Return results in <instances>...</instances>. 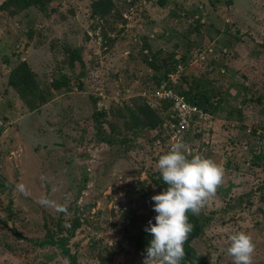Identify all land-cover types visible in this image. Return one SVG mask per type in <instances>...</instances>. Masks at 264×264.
<instances>
[{"label":"rangeland","instance_id":"374dc122","mask_svg":"<svg viewBox=\"0 0 264 264\" xmlns=\"http://www.w3.org/2000/svg\"><path fill=\"white\" fill-rule=\"evenodd\" d=\"M162 1L54 0L15 17L0 9V264H68L63 246L78 264H143L126 214L156 222L157 162L177 141L189 158L225 168L192 243L204 264H233L228 236L237 231L253 238V264H264V0ZM98 2L111 3L102 17L93 14ZM73 47L84 68L69 64ZM181 58L176 84L205 79L220 112L179 132L164 112L162 127L149 128L152 109L163 113L155 76ZM21 62L42 97L27 101L9 84ZM95 107L104 113L99 134ZM49 237L56 245L40 244Z\"/></svg>","mask_w":264,"mask_h":264},{"label":"clouds","instance_id":"9594fccd","mask_svg":"<svg viewBox=\"0 0 264 264\" xmlns=\"http://www.w3.org/2000/svg\"><path fill=\"white\" fill-rule=\"evenodd\" d=\"M157 168L167 188L151 197L155 202L156 222L149 220L145 227L152 239L146 248L143 264H182L186 257L184 244L194 227L188 213L198 216L215 198L223 186L225 168L222 163L200 155L189 158L180 141L172 143L169 151L159 157ZM16 190L25 196L30 195L22 183L16 185ZM41 203L48 206L54 202L44 198ZM55 207L68 214L65 205ZM228 240L227 254L233 264H253L256 245L250 234L237 231L230 234Z\"/></svg>","mask_w":264,"mask_h":264},{"label":"trees","instance_id":"16d2710c","mask_svg":"<svg viewBox=\"0 0 264 264\" xmlns=\"http://www.w3.org/2000/svg\"><path fill=\"white\" fill-rule=\"evenodd\" d=\"M54 0H4L0 4V9L3 11H7L12 17L18 16L22 11L28 10L31 7H38L41 10H44L50 3ZM161 4H164V1L160 0ZM111 3H94L93 4V14L98 16H103L109 5ZM53 11V10H52ZM29 38H32V35L29 34ZM69 64L73 65L75 61H78L82 68H84V61L80 55L79 47H73L69 49ZM184 59L181 60L174 59L169 66L164 70V72L159 76L156 77V88L161 84L162 81L168 78V74L173 73L176 71L177 66L182 64ZM155 69L158 67L155 65V62L149 63ZM198 66V65H197ZM201 66V65H199ZM84 74V71L82 72ZM180 79V76H179ZM178 79V80H179ZM69 77L66 75L64 81H57L54 85L55 89H60L61 87L68 84ZM9 84L14 87L19 94H21V98L27 97V94H31L32 98L34 99L37 97L36 95L39 94V88L36 84V78L34 76V72L31 71L26 62H21L17 68H15L9 77ZM168 85L171 87L172 83L169 82ZM185 87V88H184ZM176 91H178L188 102L192 105L197 106L200 110L208 115H216L220 112V104L218 100H215L214 96L216 95L213 89L207 88V81L203 78H196L195 83L185 81V84L178 81L177 86L175 87ZM39 97H42L39 94ZM26 99V98H25ZM29 99V96L27 97ZM26 99V100H27ZM28 101V100H27ZM173 100H160V107L163 109V113L160 114L159 112H155L152 109V113H155V116L149 122V128H153L155 126L162 127L164 121L161 115L166 112V119L170 117L172 111ZM143 109L147 112L148 107H143ZM130 117L134 126L138 123V115L135 109L129 108ZM104 117V113L98 110L96 107L92 112V118L95 121V127L97 129V133L101 132L102 129V118ZM196 119V118H195ZM3 128L0 126V137L2 136ZM258 159H263L264 157L261 154H258ZM159 181L163 186V189L166 190L167 185L163 182L162 177L160 175ZM128 217V224L125 227L126 230V237L127 241L132 243L139 253L140 256L144 257L146 255V248L149 245L152 236L150 233L145 231V225L139 224L137 216L135 212L127 213ZM189 221L193 224V230L188 236V240L184 244V249L186 252L185 260L182 261V264H193V260H195V264H204V259L206 257L205 254L199 252L194 246L193 241L195 239H199L203 236L205 227L208 223V218L202 215H193L191 212L188 213ZM58 241H61L59 239ZM49 243L52 245H56L57 240L49 237L47 240L45 239L40 244ZM63 251L68 255L69 261L68 264H78L77 257L75 254H71L69 250L63 246ZM199 254V255H198ZM198 255V256H197Z\"/></svg>","mask_w":264,"mask_h":264},{"label":"built area","instance_id":"2783aa9c","mask_svg":"<svg viewBox=\"0 0 264 264\" xmlns=\"http://www.w3.org/2000/svg\"><path fill=\"white\" fill-rule=\"evenodd\" d=\"M180 66L181 64L178 65L177 68ZM173 73L168 74V78L161 82V84L157 87L155 93L159 101L168 99L173 100L172 114L174 115V120L177 124V132H179L184 129H188L190 122H192L194 118L201 119V115H204L206 113L200 110L197 106L192 105L178 91L175 90V87L178 84H176V82L179 79V76H175V78H173ZM169 82L172 83L171 87L168 85Z\"/></svg>","mask_w":264,"mask_h":264}]
</instances>
